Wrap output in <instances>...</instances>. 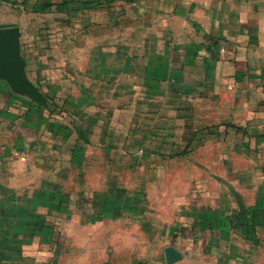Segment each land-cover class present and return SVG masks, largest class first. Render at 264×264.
<instances>
[{
  "label": "crops",
  "instance_id": "obj_1",
  "mask_svg": "<svg viewBox=\"0 0 264 264\" xmlns=\"http://www.w3.org/2000/svg\"><path fill=\"white\" fill-rule=\"evenodd\" d=\"M77 1L81 4L86 0ZM121 9L124 49L115 54L112 50L103 52L101 56H106V61L98 60L94 50L75 48L69 55L70 71H80L84 66L106 73L112 68L136 74L138 83L149 81L151 74L157 72L170 76V81V74H197L198 87H214L217 110L223 113L221 105L225 106L223 110L234 120L229 127L219 128L248 138L243 148L256 157L254 171L243 181L214 182L207 190L204 183L192 213L188 183L177 204L165 198V203H159L161 208L166 205L164 210L146 211L138 199L133 204L138 208L131 207L129 201L133 197L129 195L133 186L118 184L115 189L109 185V176L94 177L92 171L85 172L86 162L80 159L84 148L61 146L66 148L69 160L57 162L61 170L58 174L64 176L62 184L67 180L65 186L69 191L43 178L40 185L43 190L52 188L58 195L57 201L70 202L68 209L56 210L68 217L59 227L62 250L56 264H264V0H122ZM4 12L8 11L0 5V28L16 29V54L23 72L28 64L20 50L24 26L14 12ZM57 54L52 52L46 55V61H37V72L43 71V75L37 76L35 84L27 78L41 94L39 99L15 90L0 73L3 153L12 148L21 153L31 152L32 146L40 151L38 147L45 145L44 141L40 145L41 138L46 136L52 138L51 146L58 148L55 140L71 134L70 124L62 121L74 107L68 88L64 98L70 108L49 116L41 130L34 128L38 115L31 113L30 117L27 110L29 102L42 107L48 102L44 93L50 94L51 88H55L50 84L53 81L49 82L54 80L51 74L60 72V63L55 61ZM144 73H149L148 78L143 77ZM211 77L213 84L209 82ZM66 80L71 84V79ZM113 192L123 197L115 198L110 194ZM79 201L88 207L76 206ZM151 203L150 207L154 205ZM39 212L40 209L37 215ZM43 242L38 238L34 243L39 247ZM168 248L177 255L171 262L165 258Z\"/></svg>",
  "mask_w": 264,
  "mask_h": 264
},
{
  "label": "rangeland",
  "instance_id": "obj_2",
  "mask_svg": "<svg viewBox=\"0 0 264 264\" xmlns=\"http://www.w3.org/2000/svg\"><path fill=\"white\" fill-rule=\"evenodd\" d=\"M119 2L0 0L8 11L4 13L14 12L24 26L20 41L21 53L28 61L24 77L35 84L37 76L43 75L42 69L37 72V61H46L47 54L57 52L55 61L60 63V72L52 73L54 80H49L55 87L51 88L56 95L53 102L60 107L67 88L74 102L70 114L62 120L70 124L71 134L54 139L58 148H53L52 138L46 136L41 138L40 145L43 141L45 145L38 147L40 151L33 146L31 152L23 153L14 148L9 153L0 150V264H56L62 250L59 227L68 220L56 210L68 209L70 202L57 201L52 188L43 190L40 185L43 178L69 191L67 180L62 184L64 176L58 174L61 170L57 162L69 160L66 148L61 146L84 148L80 159L86 162L85 172L92 171L94 177L109 176V185L115 189L118 184L133 186L130 205L138 199L146 211L164 210L166 205L161 208L159 203H165V198L177 204L188 183L192 213L204 183L207 190L214 182L243 181L254 171L256 157L243 148L248 138L219 128L229 127L234 120L223 110L225 106L221 105L223 113L217 110L214 87H198L197 74H170V81V76L157 72L149 81L138 83L136 74L112 68L97 73L82 65L80 71H70L69 55L75 48L94 50L98 60L106 61L103 52L112 50L115 54L124 49L120 34L122 0ZM142 75L148 78L149 73ZM66 79H71L70 85ZM209 82L214 83L213 77ZM83 171L80 167V173ZM110 194L123 197L121 193ZM149 202L156 206L150 207ZM76 203L80 208L88 207L84 201ZM38 238L44 241L39 247L34 243Z\"/></svg>",
  "mask_w": 264,
  "mask_h": 264
},
{
  "label": "water",
  "instance_id": "obj_3",
  "mask_svg": "<svg viewBox=\"0 0 264 264\" xmlns=\"http://www.w3.org/2000/svg\"><path fill=\"white\" fill-rule=\"evenodd\" d=\"M16 29L0 28V73L12 87L33 99H39L41 94L37 88L24 77L20 70L21 59L17 56ZM176 253L171 249H165V258L168 262L176 259Z\"/></svg>",
  "mask_w": 264,
  "mask_h": 264
},
{
  "label": "trees",
  "instance_id": "obj_4",
  "mask_svg": "<svg viewBox=\"0 0 264 264\" xmlns=\"http://www.w3.org/2000/svg\"><path fill=\"white\" fill-rule=\"evenodd\" d=\"M44 95L47 98L48 102L44 103V107H42L40 104L35 103V102H29L28 103V113H30V117L31 113L38 115V119L36 121L35 124V129H38L41 127L42 124H45L48 122L49 116H52L54 114H62L63 112L67 111L69 108V103L67 98H64L62 105L60 107H56V105L54 104L53 100H55L54 96L55 94L52 92V94L48 93H44ZM44 112L47 114L45 115ZM37 113V114H36Z\"/></svg>",
  "mask_w": 264,
  "mask_h": 264
},
{
  "label": "built area",
  "instance_id": "obj_5",
  "mask_svg": "<svg viewBox=\"0 0 264 264\" xmlns=\"http://www.w3.org/2000/svg\"><path fill=\"white\" fill-rule=\"evenodd\" d=\"M220 50L223 51L224 50V44L220 45Z\"/></svg>",
  "mask_w": 264,
  "mask_h": 264
}]
</instances>
